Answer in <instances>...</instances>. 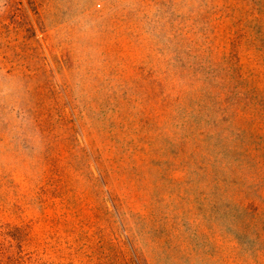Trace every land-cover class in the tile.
Instances as JSON below:
<instances>
[{
	"label": "rangeland",
	"instance_id": "obj_1",
	"mask_svg": "<svg viewBox=\"0 0 264 264\" xmlns=\"http://www.w3.org/2000/svg\"><path fill=\"white\" fill-rule=\"evenodd\" d=\"M0 264H264V0H0Z\"/></svg>",
	"mask_w": 264,
	"mask_h": 264
}]
</instances>
